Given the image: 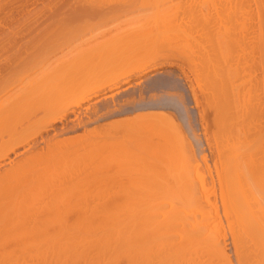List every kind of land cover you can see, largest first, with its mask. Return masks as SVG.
Here are the masks:
<instances>
[{
    "label": "bare ground",
    "instance_id": "1",
    "mask_svg": "<svg viewBox=\"0 0 264 264\" xmlns=\"http://www.w3.org/2000/svg\"><path fill=\"white\" fill-rule=\"evenodd\" d=\"M93 1L98 3V0H93ZM93 1L91 2L89 0L88 4H86L89 6L88 7V13H87L86 17L88 16L89 18H91V19L93 18V20H96V25L99 28H101V26H103V24L105 25L106 22L108 23V21H111V19L115 18L117 20V17L120 14L122 15L123 13H125L127 11H129V13H130L132 8H134V5L132 7V5L129 2H122V4H121V2H119V4L115 3L114 5H112L113 2L111 0V1H109L110 3L106 2V4L107 3L110 4V5L107 4L108 6H106L105 3L103 4V3L99 2V4H103L105 6L104 7L102 6L103 8H100V9H98L99 7L96 6L97 10L95 12H91V11H89L90 10L89 8L92 9V7H94L93 9L94 10L96 9L95 5H93L91 7V3H93ZM154 1L152 0V2H154ZM253 1L259 2V0H236V2L234 1L236 4L231 6V9L234 6H236V10H234V8H233V11L235 13L234 19L236 18V22H235L236 28L234 27V30L236 32L234 30H232V28H233L232 25L230 27L231 31H234L233 34L236 33V35L232 34V37L235 36V37H233V39H232L231 35H228V33L229 34L231 33L229 31L230 28L227 31V33L225 31V29H228L227 28V25L229 24L228 21L225 20V23L226 22L228 23V24L226 23L227 24L226 25V24H223L224 21L221 22L222 20L221 21L219 20L221 22V24L224 25L223 27L225 29L223 27H221V29H224V31H222L221 29H218L216 31H220V30L221 31L215 33V30H214L215 28L213 29V27H215V24H216V27L220 28L217 25L216 21L219 19L218 17L220 15H222V17H220L221 19L223 18V15H224V17H226L227 14H225V13H227V12L222 14V10H224L225 8L220 7L221 10H219L217 8V13H218V11L221 13L218 15V17H217L218 19H216L214 17L215 15L212 16L213 13H205L204 14V11L202 14H201L202 11L199 13L203 16L205 15L204 17L205 18L207 17L208 20L204 19V17H200V15L198 14V20H196L198 23L200 21H204L205 23H211L210 25L213 26L214 22L212 23L210 20L213 17H214V19H216L214 26L213 27L209 26V28L211 27L210 29L214 30V32L212 30H206L207 28L204 26L205 23L203 25H201L202 27L198 24H195V22L191 23V24L194 23L193 27H194V25H197L196 27L198 28V30L200 29V27H201V29L205 27L204 28L205 30L203 29L202 32L200 33L201 35L198 34V35H200L201 39L199 40L197 38L199 40V42L196 44L197 45L199 44L201 46L202 49L199 47L201 49V50L200 49L199 50H200V54L202 56H200L199 54L197 56H200L199 58L205 60V64L209 70V73H208L209 76L212 73L213 74V75L211 74L212 78H213V76H214V78L218 77L215 80V82L217 81L219 83L218 84L216 82V84L218 86L216 88L215 95L216 94L217 95L215 96V99L214 98H212V99H214V101H216V97L219 96V99L221 100V101L217 100L219 103V106H218L217 102H216L217 103V105H216V103L212 102L213 101L212 99H211L212 101L209 100L211 98L210 96H209V99H206V100H208V102L211 101L212 104L213 103L215 104L212 106H214V107L218 106V107H220L219 110H221V113L219 115V116H221L220 117L221 126H220V128L217 129V130L220 129L219 131H220L221 144L219 147V145L217 143V146H218V152L220 151L219 155H221L220 157L222 158V162H223V166H224V169L222 172H221V170L218 171L219 174H222V176H220L221 181L219 180L220 182L219 181L218 182H219V186H220L219 188H221L220 189L221 192L219 194L222 196L219 198L220 199L223 198V202L221 201V203L223 204L222 205L223 210H222V207L216 206V204H219V203H216V201H214V202H215L216 208L217 207L221 208V211H219V212H222L223 215L220 216L221 214L218 212L219 209L217 210L214 206H211L212 204L214 205V202H211L212 198H210L211 196H208L209 194L211 195V193H212V191H210L209 188H207L209 190H206V191H204L205 188H204V190L202 189V191L206 195L208 194L205 197H207L208 199L210 198L209 200L208 199L206 200L207 202H205V200H204L205 198H201V193H192L191 189H193V187H191L190 190L189 189L186 190L185 186L187 185V183H185V182L184 183L186 185L184 184V189L178 188L176 190L173 189V191L169 190V192L171 193V194L168 193L170 195L169 197L167 195V192H165L166 194L163 192L162 195H159V194H161L162 191H159L160 192L159 194L158 193L156 194V191H155L154 192L156 195V196L154 195L155 198L153 197L154 199H152V197L150 196L151 199L153 200V202L151 199L149 200L150 197L146 198L148 201H146V199L144 200V198H142L141 202H140V200H139V202H138V200L136 201V202H138V205H137V203H136V205H133L134 203L131 204V202H129L130 200L128 199L129 201L128 200L127 201L131 205H129V204L126 205L127 203H125L126 206L124 204H123V206H121L122 200H120V199L121 198L124 199L123 198L124 194H122L123 197H121L119 199L120 200V203H119L120 208H118V209H117V207L115 208V205L112 206L114 208H112V207L109 208L107 203L99 204L100 206L95 205V203H94V205L96 207L95 206L93 207V205H92L93 201L91 202V201H88L86 199V202H85L84 195H86V194H84V195L82 194L83 196L80 194L77 195V193H79V192L75 191L73 188H72L73 190H71V189L68 190V187H69L68 184L74 180L72 178H74L80 174H83V172L86 173L85 172L86 170L89 172L91 170L95 172L96 171L95 169H97L99 167L96 166L97 168L93 167V168H95L94 170H93V168L88 170L89 165L88 166H86V165L89 164V162L88 163L86 162L87 164L83 163V159H84V157L82 156L83 154L81 156H79V153H76V146H74L73 144L71 145V142H69V140L66 139L67 137L66 138L64 137L65 139H63V138L59 139L62 136H66L68 134L77 132L78 124H79V121H81V120L79 119L78 124L74 123L73 125H70V124L63 125V127L61 129H60V126L59 127L57 126L58 128H56V124L58 122H64L66 119H68V116L71 113H73L75 116H77L78 114L80 115V113H77V111L80 110V108H82L85 104L90 103L91 100L97 99V97H100L103 95L102 98L97 100V102H99V103L101 101L103 102V100H105V99L109 100L108 102H110L111 101L110 99H114L118 94H121L122 92L130 91L131 89L134 88L133 87L134 84H132V82L135 79L143 77V76H145L149 73H152V72H154L153 77L165 75L166 73H168L170 71H168V70L163 71L162 69L164 67H166V66L168 67L170 65V63H168L170 61L169 58L175 57L177 55H180L181 58H183L184 60H185V58H187V57H185L186 55H184V54H186L185 52L190 51L188 48H191L192 43L189 42L190 43V47H189V44L184 37H180L181 39L179 38V36H181L180 33L179 34L177 33L178 30H177V32L175 31L176 29H178L177 25H176V27H175V25H173L174 26L173 28L171 27L172 25H170V27L172 28V30L174 32L171 31L170 28L169 29L167 28V30L171 31L172 33L178 34L179 36L178 37L176 36L178 38V40H177V38L175 39V37H172V35H175V34L169 33V31L167 32L166 27H165V30H163L164 32L165 31L167 32V33L165 32L166 35H168V34L169 35L172 34V35L167 36V37H166V35H163V33H161L162 27L164 25L163 22L165 21L166 26H168L170 23L167 22L165 19H162L163 17L161 18V14L159 15L160 12L159 13L157 12L158 17L156 18V16H157V15H155L156 11H160L163 8H161L159 6V8H161V9L154 7L153 8L154 10H152L151 9L152 7H151L150 9L152 10V12L154 13V11H155L154 15L156 18V22L155 21L154 22H148V24H150L148 26H150V27L152 26V28L155 27V31H153L154 29L150 30V28L146 25L147 23L145 22L144 25L147 26L148 28L142 27V25H143L142 24L141 27L137 26V28L140 27V29L138 28L140 31L137 28L136 29L132 28L131 30H129L130 35L126 36V35H121L120 33H117L118 36L117 35L115 36V33H114V35H112L114 37H111V38L109 37L108 40H106L107 41L106 46L111 48L112 54L114 53V55H116L115 56L116 58L113 59L116 62L114 63L112 60L113 64L111 63L109 65V68H105V71L102 70V72L99 73V69H104V66L102 65V63H100V64L103 68L100 65H98L99 66L98 67L97 66L98 63L93 64V63H88L85 61H83V62H72V63H68L65 65H61V69H60L61 73H57L58 71H56V73L52 72L53 74L49 75L46 78H43V80L41 79L42 81L40 83L37 82L36 84H38V85L35 84L36 86L34 85V83L31 84L32 81L30 82L31 85L30 84L29 85L30 86L34 85L35 87L32 86L33 89H32L31 94H27L29 96L28 98H31L33 96H35V98H38V99L40 98L39 102L42 105L41 106L39 105L38 108L43 106L41 108V110H39L40 108L39 109L37 108L39 111H41V112H39V114L44 112V115L42 113V115H43L42 117L40 116L37 118V119L41 120V127L37 126L38 129L36 127H35L36 129L34 128V126L36 124V123H34L35 122L34 120L39 122L37 119H35L38 115V114L36 115L35 113H38V110H36L34 108L36 110L35 113H34V110H33V112L30 111L31 113L30 112L28 113V110H26L25 113L27 112V115H28L27 120L26 119L24 120L21 117V116H26V115H22L23 112L21 113L19 111L20 105L23 102L22 97L24 95V98H25L27 95L25 96V94H21L22 97L21 96L20 97L22 98L21 99L22 102L18 96H16V101H15V98L13 97L14 99H13L12 103L9 101L7 103L5 99H3V101H1V102H3V103H1V105L4 104L3 105L4 107L0 108V264H236L234 262V259L231 258V255H229V253L227 252L228 249L226 248V246L228 243L226 244V242L228 241L229 237H231V239H232V243H233V247H234L233 249L235 250V256H237L236 261L238 260L237 264H264V204H263L264 202L261 204V202L258 200L259 203L257 205L255 204L256 202L255 203L253 202L254 206H252L251 205L252 203H250V205L253 208L250 205H248V206L251 209L242 208V207L239 208V206H241V205H238V204L236 205V198L232 197V196L236 195L237 192L239 194L243 189H244V191H242L241 193L246 192L245 188H242L241 191H239L237 188L238 185L237 186L235 185L236 181H238V179H239V176L241 174L244 175L241 172V170L244 167L245 168L247 167V169H248L247 175H249V176L253 175V177H255V178H253V180L251 179L254 182V183L252 182V184H251L252 185V188H250L251 191L255 190L257 192V190H259L264 185V180H263L264 177H262L264 175V161H261V162L258 161V157L260 158V156H261V159H264V124H261V122H260L259 127H257L258 125L254 126L253 122L251 123V121L253 120V117H254V116L253 117L250 116L252 114L249 115L250 119L248 120L249 124H247V125H246V123L248 121L245 123L244 122L245 119L243 121L240 120L241 114L239 115L240 118H238L239 116H237V112L236 113H235V111L233 112V109L231 107L235 106L236 99H237V101H239V98L241 97L240 94L243 93L242 92L243 87H241L242 85H239L240 83L236 84V86L230 87L231 85H229V84H231V83H228V81L231 77L230 74H232V72H233L232 76L238 77V79L241 80V71L243 68L246 69L245 68L246 66L244 67L245 64H248L250 66L247 68L248 71H250L249 68H251V70H253V72L256 69L254 70V69H252V67H254L255 64H257V63H258V66L261 65L262 67H264V57L261 56L262 57L261 61H260V58H259V60H256V59H254L255 57H252V56H255V54H254L255 51H257V53L259 52L258 54H260L261 49H262V52L264 51L263 46H262V43L264 44V42H263L264 41V38H263L264 35L261 33L264 30V29L262 30V28H263L262 24L260 26V27H262L261 31L260 32L258 31L260 33V35H259V34H257V31L254 32V30L256 28L254 29L253 25H251L252 23H250L252 20V18H250V17L252 15L253 16L255 14L257 15V16L255 15L256 20H257V17L260 16V14H262L264 16L263 12L260 13V11H262V7H264V6H261L263 0L262 1L260 0L261 5L260 4L259 5H257V4L252 5L251 3ZM144 2L147 3L148 1L144 0ZM144 2H143V5L145 4ZM149 2H151V0ZM89 3H90V5H89ZM159 3L161 4V2H159ZM155 4H157V3H155ZM167 4H168V2H167ZM63 5H65V4H63ZM218 5H219V3H218ZM48 6H50V5H48ZM83 6H85V4ZM192 6H194V4ZM254 6H256V7L254 8ZM258 6L261 7V10L259 9ZM164 7H166V6H164ZM228 8L229 7L226 6L227 10H224V11H228L229 10ZM164 9H163V11H165V14H166V11H168V9H166V8H164ZM139 10L141 11V9H139ZM193 10H194V8H193ZM76 11H75V14H80L81 16L83 15L80 13V11H79V13H76ZM252 11L255 14H252ZM84 12H86V10ZM189 12H190V10H189ZM228 12H230V11H228ZM139 14L142 15V13H139ZM144 14H145V12H144ZM170 14L168 16V19L170 17ZM206 14H210L209 15L210 17H208V15H206ZM250 14H252V15L249 16ZM124 15H126V14H124ZM194 15H196V14H194ZM230 15L232 17L233 13ZM230 15H227V16H230ZM262 15L260 18H258L259 23H260L259 19L260 20L262 19L264 21V17H262ZM71 16H74V15L72 14ZM159 17L161 18L160 20H162V23L159 22V19H158ZM191 17H192V15H191ZM199 17L202 18V20L199 19ZM245 17H246V19H245ZM119 18H120V16H119ZM150 18L149 17L146 18V21H147V19H149V21L152 20V18L151 19ZM182 18H183V16H182ZM229 18L227 17V19H229ZM241 18L244 19L245 21L248 20L249 22L247 21L248 23H246V22L244 23V21L243 22L241 21L243 23L241 25V24H239V23H241L240 22ZM248 18L251 20H249ZM234 19L232 18L230 21H232ZM114 20H112V21H114ZM144 20H145V18H144ZM223 20H224V18H223ZM141 21H143V19ZM234 21H232L231 24ZM166 22L169 24L167 25ZM220 22H218V23L220 24ZM87 23H88V21H87ZM142 23H144V22H142ZM152 23L153 24L155 23L157 26H155V24L153 25ZM182 23H183V21H182ZM202 23H199V24H202ZM116 24H117V22H116ZM159 24H162L161 28L159 27L160 26ZM90 25H92V24H90ZM178 25H180V24H178ZM249 25L252 26L251 28L254 29V30L252 29L253 33H256L257 35H259L261 41L259 40L258 36H255V37H257L256 39L260 41L261 45H260L259 41H257V40L254 41L255 39L253 40L252 36H249L251 38L248 37V30L247 29L250 27ZM88 26H89V24H88ZM198 26H200V27H198ZM158 27H159V31H156V30H158ZM189 27H190V29L192 28V26H189ZM260 27H259V30H260ZM87 28L89 29V27H87ZM87 28H86V30H87ZM93 29H94V26L92 27V29L90 31H94ZM147 29H149L150 32ZM163 29H164V27H163ZM95 30H96V28H95ZM144 30H146V31H144ZM16 31H18V30H16ZM134 31H139V32H134ZM193 31L195 32V30H193ZM249 31L252 32L251 29ZM249 34H251V33H249ZM195 36L196 35H194V37ZM182 39H185L186 44H188V46L186 47L187 49H185V42H183ZM54 40H53V42H54ZM180 40H181L182 44L184 43L183 44L184 48L181 47L182 44L180 43ZM233 40H234L233 43H236V44H232V46L236 45V48L233 47L232 49H234L235 51L231 50V48H230L231 47L230 43ZM69 41H67V42H69ZM255 42L256 43L258 42V45ZM28 43H29V41H28ZM193 43H194V41H193ZM176 45H177V47H176ZM197 45H196V47H198ZM178 46H180L181 49H179L180 47L178 48ZM194 46H195V44H194ZM17 48H19V47H17ZM259 48H260V51L258 50ZM182 49H185V50H182ZM111 50H110V52H111ZM180 50H182L184 52V54ZM43 51L44 50H42V52ZM179 51L182 53L178 54ZM233 51L235 52L236 56L233 55ZM189 53L191 54V52H189ZM262 54L263 53H261L260 55H262ZM234 56H235V58H233ZM263 56H264V54H263ZM190 57L188 56V58H190ZM257 58H258V56H257ZM159 60H164L165 62H163L161 64H158L159 62L155 63L156 61H159ZM197 61H198V59H197ZM50 62H52V61H50ZM171 62L174 63L173 61H171ZM33 63L35 64L36 62H32V66H33ZM42 63H43L42 65H44V62H42ZM199 63H201V61ZM32 66L30 65L29 69H30V67L32 68ZM94 66H97L95 68L96 70L94 69ZM233 66L235 67V69ZM192 68H194V66ZM192 68H190V69H192ZM26 69H28V68H26ZM26 69L25 70L23 69V70L26 71ZM33 69H34V67H33ZM33 69H32V71H34L36 68L34 70ZM106 69H108V70H106ZM93 70H95L93 72L94 74L97 72L96 75L98 73H99V75H97V77H96V75H94L95 78L93 76H91V79H89L88 81L84 80L89 75V73L93 74V73H91V71H93ZM193 70H195V69H193ZM27 72L28 71H26L24 73L26 74ZM43 72H45V70ZM186 73H188V72L182 73L183 74L182 78H184V80L188 84V82L191 80H189V78H188L189 76H187ZM22 74H23V72H22ZM27 74H30V73H27ZM249 75L247 74V76H249ZM252 75L253 74L251 73V76ZM19 76L22 78L21 74ZM27 77H29V76H26V79H27ZM234 77H232V78H234ZM249 78L252 79V77H249ZM261 78L258 77V81L261 80ZM12 79H13V81L10 78V80L14 83V81H16V80H14V77ZM23 79H25V77ZM243 79H245V78H243ZM37 80L38 79H36V81ZM145 80H143V81H145ZM256 80L257 79H255V81ZM172 81H173V79H172ZM230 81H232V80H230ZM252 81H254V80H252ZM258 81H257V83H258ZM261 81H259V84H261L260 83ZM5 82H7V81H4V84H5ZM33 82H35V81H33ZM7 83L5 85L4 84L3 85L6 86L7 88L9 87L8 90L9 89L12 90L13 84H11L12 88H10L11 87L10 83H8V84ZM22 83H23V81L22 82L20 81V83H19V79H18V83H16V84L19 85ZM160 83L157 84L156 88H152V90L153 89H154L153 91H155V89L158 90L159 87H161L160 85H162L163 87L166 85V83L164 81L161 84ZM233 83H236V82H233ZM247 83H246V85L245 84L244 85L247 86ZM169 84H170V82H168V86H169ZM175 84H176V81H175ZM175 84L173 82L174 86H175ZM249 85H250V83L248 84V86ZM4 86L2 88L6 89V91H7V88H5ZM171 86H172V84H171ZM176 86H178V84ZM166 87H164V90L167 88H170V87H167V88ZM251 87L250 88L248 87V89H249L248 92L252 93L253 91H252ZM2 88H0V92H2ZM171 88H173V86ZM171 88H170V90H171ZM192 88H194V87L192 86ZM136 89H137V87H136ZM194 89H192V91H195L193 93H196L197 91H196V89L195 90ZM244 89H246V88L244 87ZM262 89H260V90H262ZM161 90L163 91L162 88L160 89V91ZM18 91H16V92L18 93ZM257 91L260 94L259 90H257ZM26 92H29V91H25V93ZM248 92H246V94ZM3 93H4V90H3ZM22 93H24V92H22ZM244 93H245V90H244ZM251 93H250V95H251ZM258 93H257V95H258ZM6 94H8V92ZM6 94L5 95L1 94L3 96L0 95V98L2 99V97L6 96ZM146 94H147V92H141V95H139L140 100H141L140 102H137L136 98L132 97V99L127 100V101L122 102V103L115 102L116 104L112 103L111 105L110 104H108L107 106L105 105L106 106V107H104L105 112H103V114L101 113V115L99 114L100 113L99 111H98V113L94 112L95 116L91 115L94 113L89 114V112H86V114L88 113L89 115H91L93 117V118H90L91 119L90 122L93 119V121L91 123H93L94 121H95V123H97L101 120L109 119L113 116H118V115L122 116V115L128 114V113H136V114H134L133 118L130 117L132 120L130 118H129L130 120L129 119L127 120V118H126L124 120H121L120 123L121 122L122 123L123 122L134 123V121H137V122H142V123H146V124L147 123L148 124H150V123L154 124V122L156 120L160 122V118H163L161 120H163L165 123L167 121L164 118H168V120L170 119L169 121H172V122L175 121L174 119L176 117L173 118L174 114L171 116L168 113V111H171V110H169V107L171 106L170 102L167 103L168 104L167 105L165 101H157V100L156 101H151V100L147 101L146 100L147 99ZM197 94L198 93L194 94V97H193L195 100V101L193 100V103L195 102L196 104L198 102V98L196 96ZM207 94H208V92H207ZM255 95L256 94L254 92V96ZM203 96H206V95L203 94ZM236 96H240V97L236 98ZM252 96H253V93H252ZM17 97L19 99H17ZM152 97H153V95H152ZM178 97L180 98V96H178ZM259 97H260V95H259ZM6 98H8V97H6ZM201 98L203 100V97H201ZM242 98H245V96L241 97V99H240L241 104H242ZM204 99H205V97H204ZM252 99H254V98H252ZM255 99H254V101H255ZM174 100H176V99H174ZM245 100L243 101V103L245 102ZM27 101L29 102V100H27ZM34 101H35V99H34ZM114 101H116V100H114ZM251 101H253V100H251ZM257 101L261 102L258 99V97H257ZM32 102L33 101H31V103ZM36 102H38L37 99H36ZM102 102L100 104H102ZM248 102H250V101H248ZM259 102L257 104H259ZM23 103H25V101ZM195 103H194V105H196ZM28 104H30V102ZM171 104H172V102H171ZM220 104H221V106H220ZM241 104H240V106H241ZM257 104H255V105H257ZM23 106H26V104H24ZM246 106H247V104H246ZM249 106H250V104H249ZM98 107H96V108H98ZM237 107H238V105L236 106V108ZM260 107H261V105H260ZM21 108H23V110H24V107L21 106ZM43 108H44V110H43ZM197 108L199 110V107H197ZM250 108L252 109V106H250ZM83 109L85 110L86 108L83 107ZM88 110H90V109L88 108L87 111ZM236 110H238V109H236ZM239 110H240V108H239ZM248 110H249V108H248ZM258 110H259V108H258ZM262 110H263V106H262ZM18 112L20 113L19 117H18ZM201 112L202 111H200V113ZM245 112H246V109H245ZM256 112H260V111H256ZM231 113H232V116H231ZM262 113H264V112H262ZM34 114L36 116L35 118L33 117ZM81 114H83V113H81ZM79 115L77 116V119H78V117L80 118V116H82V115H80V116ZM89 115H88V117H90ZM255 115H259V117H260L259 113L255 114ZM97 116H99V117H97ZM199 116H200L202 122L206 121V119L203 120V118H205L203 113H201V115H199ZM263 116H264V114L262 115V118H263ZM31 117H33L34 120L32 119L31 124H30L29 122H30ZM256 117L258 118V116H256ZM24 118H26V117H24ZM242 119H243V116H242ZM88 120L89 119H87V121ZM117 120H119V119H117ZM239 120L241 122H238ZM256 120H258V119L255 118L254 121H256ZM259 120L261 121L262 119H259ZM234 121H236V122H234ZM72 122H75V120ZM84 122H86V121H84ZM84 122L83 123L81 122L82 125H80V128H81V126L86 127V126L90 125V123L87 125L88 122H86V123H84ZM156 122H155V124H156ZM115 123H117V125H115V127L117 126V128H119V126L122 124L121 123L119 125L118 122H115ZM129 124H131V123H129ZM152 124H150V125H152ZM36 125H38V123ZM122 125H124V124H122ZM202 126H204V125H202ZM120 127H123V126H120ZM124 127H125V125H124ZM164 128H168V127H164ZM204 128L206 129V127H204ZM131 129H133V128H131ZM154 129H156V128H154ZM179 129H178V131H176V132H178V135L180 133ZM50 130L53 131V134L52 135L49 134V137H45L44 133H46ZM170 131H172V130H170ZM38 136L41 138V140L37 141L38 143L36 141H34L36 143L35 144L33 143V145H32L33 139H35ZM168 136H170V135H168ZM181 136H182L181 140L184 141V144H183V142H182V144L184 145L185 148L183 146L182 147L184 149H186V151L184 149H182L183 152L180 150L181 154L184 153L183 156H187V154L190 153V155H192V158H193V156H195V155L191 151H193L194 147H193V149H191L190 146H189V148L186 147L187 145H185V143H187V142L184 140L185 137L183 138L184 134H181ZM155 137H157V136H155ZM178 137H180V135ZM76 138H77L76 136L75 137L71 136L70 140L71 139L74 140L72 143H76L75 142ZM86 138H87V136H86ZM67 142H69L70 144L68 145ZM173 142H174V140H173ZM40 143L41 144L45 143L46 146H44V148L39 149L38 146L40 145ZM87 143H89V142L87 141ZM133 143L129 144V145L135 147V148L132 147L133 149H136V146H134ZM153 143H154L153 145H155V142H153ZM85 144H86V142H85ZM126 144L127 143H125V145ZM138 144H139V142H138ZM96 145H97V143H96ZM129 145H128V147H130ZM66 146L70 147V148L74 146L72 149H75V153L69 154L70 148L68 149L69 150V152H68L64 149V148L67 149ZM155 146H157V143ZM191 146H193V144ZM20 148H22L23 151L21 150V152H20V150H19ZM34 148H35V151L33 152ZM137 148H140V147H137ZM159 148H160V146H159ZM163 148H165V147H163ZM77 149H78V147H77ZM81 149L82 148L78 149L77 151H79ZM124 149H125V147L123 146L122 150L124 151ZM155 149H156V147H155ZM91 150H93V149H91ZM128 150H130V149H128ZM160 150H163L162 145H161ZM31 151H32V153H31ZM71 151L73 152V150H71ZM136 151H137V149H136ZM29 152L32 155L31 154L28 155ZM119 152H120L119 155H122V152L118 151V153ZM26 153H28V154H26ZM82 153H84V152H82ZM125 153L127 155L128 152L126 151ZM176 153H177V151H176ZM216 153H217V151H216ZM20 155L22 158H20ZM23 155H25V156H23ZM119 155H118V157L120 158ZM130 155H128V156H130ZM18 157L20 160L16 161L18 159ZM81 157L83 159H81ZM125 157L124 156L121 157L120 160L125 161L124 160ZM204 157H206V156H204ZM240 157H243V159H241ZM245 157H247L246 161L244 159ZM126 158H128V157H126ZM189 158H190V156H189ZM206 158H205V160H207ZM178 159H177V161H178ZM203 159L204 158H202V160L201 159L200 160L205 161ZM239 159H241V160H239ZM128 160H129V158H128ZM85 161H87V160H85ZM114 161H117V160H114ZM180 162L182 163V161H180ZM121 163H123V162H121ZM186 163L187 164H185V165L189 164L188 161H186ZM240 163H242V165ZM83 165H85V167ZM185 165H183V166L186 167ZM240 166H244V167H240ZM91 167L92 166H90V168ZM3 168H4V170H3ZM101 168H103V167L101 166ZM187 168H189V167H187ZM245 168L242 171L245 172ZM160 169H162V168H159V170ZM184 169H186V168H184ZM184 169H183V172L186 173ZM99 170H101V169H99ZM137 170H141V168H139ZM160 171H162V170H160ZM203 171H201V172H203ZM239 171L241 172V174ZM96 172H98V171H96ZM237 173H239L240 175L238 174L239 176L236 177ZM201 175H202V173H201ZM127 176L129 177V175H127ZM256 176H259V177L257 178ZM78 177H76V179ZM211 177H212V175H211ZM99 178H101V177H99ZM256 178H257V180H256ZM261 178H263V179H261ZM79 179H80V177H79ZM117 180H119V179H117ZM241 180H242V177L240 178L239 182L243 183ZM258 180H263V182L261 181V183H260L261 186L259 185ZM74 181H76V180H74ZM78 181H76V182H78ZM208 182H209V180H208ZM220 183H222V185ZM69 185H72V184L70 183ZM74 186H75V184H74ZM188 186H190V185H188ZM235 186H236V189H235ZM71 187H73V186H71ZM110 187H111V185H110ZM132 187L133 186H131V188ZM242 187H243V185H242ZM258 187H259V189H257ZM188 188H190V187H188ZM201 188H202V186H201ZM85 190H87V189H85ZM179 190L183 191V194ZM211 190H213V189H211ZM236 190H238V191H236ZM79 191L81 193H84L81 190H79ZM187 191H188V193H187ZM208 191H210V192H208ZM219 191L218 190L216 191V189H214L213 193L217 192V194H218ZM172 192H174V193L172 194ZM179 192L182 195L181 199L183 201L181 199H179L181 196ZM206 192H208V193H206ZM258 192H260V191H258ZM121 193H123V190L121 191ZM175 193H176V195L179 193L177 195V196H179V198L178 197L175 198L176 202L173 201V200H175L174 198H172V200L170 198L172 195H173L172 197H174ZM246 193H244L242 195L240 194L241 197L244 196L246 199V197H248V195ZM252 193L253 192H251V194ZM255 194L256 193H254V195ZM87 195H89V193H87ZM91 195H92V193H91ZM213 195H215V193ZM86 196H85V198H86ZM105 196H107V195L105 194ZM159 196H162L163 201L166 199L168 201L170 199L172 205L169 204V202L166 203V201H165V203L163 202L164 205L163 204L161 205L160 201H162V200L160 199L161 197H159ZM133 197H134V195H133ZM156 197H158L160 199V201H158V198L156 199ZM202 197H204V196H202ZM89 198L91 199L92 196ZM163 198H166V199H163ZM177 198H178V200H177ZM134 199H136V198H134ZM142 200L146 201V203L148 202L147 205L144 201L142 202ZM87 201L90 202L91 204L87 203ZM111 201H112V197H111ZM149 201H150V203H149ZM177 201H179V202H177ZM245 201H247V200H245ZM95 202H97V200H95ZM151 202L153 203V205L151 204ZM157 202H158V204H157ZM208 202H211V205ZM140 204H142V205H140ZM168 205H170V206H168ZM218 213H219V215L217 216ZM231 239H229V240H231Z\"/></svg>",
    "mask_w": 264,
    "mask_h": 264
},
{
    "label": "rangeland",
    "instance_id": "2",
    "mask_svg": "<svg viewBox=\"0 0 264 264\" xmlns=\"http://www.w3.org/2000/svg\"><path fill=\"white\" fill-rule=\"evenodd\" d=\"M75 1V2H74ZM88 1L89 0H0V38L2 39H0V88H2L7 82L8 83H10V86H11V84H13L12 86H13V88H12V86L10 87V88H12V90H8V88L6 87V86H4L5 88H7V91H6V89H3L2 88V92H0V95L1 94H3V95H5L7 92H8V94H6V96H4V97H2V99L0 98V105H1V103H3V102H1V101H3V99H5L6 100V102L8 103V101L9 102H11L12 103V101H13V99L15 98V101H16V96H18L19 98H20V100L22 99L23 100V102L25 101V103H23L22 102V100H21V102H22V104L24 105V104H26V106H23L22 104L20 105V112L22 113V115H26V116H21L24 120L26 119L27 120V112L25 113V111L26 110H28V113L30 112V111H32L33 112V110H34V113H35V111L36 110H38L39 108V110H41V108L43 107H39L38 108V106L40 105H42V104H40V98L38 99V98H35V96H33V97H31V98H28L29 96L27 95V94H31V92H32V89H33V87L32 86H34L37 82L38 83H40L42 80H43V78H46V77H48L49 75H51V74H53V73H56V71H58L57 73H61V71H60V69H61V65H65V64H68V63H72V62H83V61H85V62H88V63H93V64H95V63H98L97 64V66L98 65H100L101 66V64L100 63H102V65L104 66V69H99V73L100 72H102V70H104L105 71V68H109V65L112 63V60L113 59H115L116 57V55H114V53L112 54V50H111V48H109V47H107L106 45V40H108V38L110 37H114V36H112V35H114V33H115V36L117 35L118 36V34L117 33H120L121 35H130V31L129 30H131L132 28H137V26H140L141 27V25H142V27H147L148 25H150V24H148V22H156V18L158 17V13H159V15L161 14V18L162 19H165L167 22H169V23H167V25L168 26H166V24H165V21L163 22L164 23V25H163V27H164V29H163V27H162V32L161 33H163V35H166V33L169 31V30H167V28L169 29L170 28V30L171 31H173L172 30V28L174 27L173 25H175V27H176V25L178 26V29H176L175 31L177 32V30H178V34L180 33V35L181 36H179L178 34H175V33H172L171 31H169V33H172V34H175V35H172V34H170V35H172V37H175V39L179 36V38L180 37H184L185 39H186V41L188 42V44H189V47H190V43H192L191 45V48H188L190 51L189 52H191V54L187 51V52H185L186 54H184V52L182 51V50H185V49H187L186 47L188 46V44H186V42H185V39H182V41L183 42H185V49H182V50H180V51H182L183 52V54L184 55H186L185 57H187V58H185V60L183 59V58H181V56L180 55H177V56H175V57H171V58H169V62L168 63H170V65L167 67H164L162 70L163 71H166V70H168V71H170V72H168V73H166L165 75H160V76H157V77H153V75H154V72H152V73H149V74H147V75H145V76H143V77H140V78H138V79H135L133 82H132V84H134V88L133 89H131L130 91H128V92H122L121 94H118L114 99H110L111 101L110 102H108L109 100H107V99H105V100H103V102H102V104H100L99 102H97V100H99L100 98H102L103 97V95L102 96H100V97H97V99H93V100H91L90 101V103H88V104H85L83 107L84 108H86L85 110L83 109V107L82 108H80V110H78L77 111V113H80V115H82V116H80L79 114V116H80V118L78 117V119H77V116H75L73 113H71V114H69V116H68V119H66L64 122H58L57 124H56V128H58L59 126H60V129L63 127V125H66V124H70V125H73L74 123H77L78 124V121H79V119L81 120V121H79V124H78V130H77V132H75V133H71V134H68V135H66V136H62V137H60L59 139H61V138H63V139H65L66 137V139L67 140H69V142H71V145L73 144L74 146H76V153H79V156H81L82 154V156L84 157V159L85 160H87V161H85L82 157H81V159H83V163L84 164H87L88 162H89V164H87L86 166H88L89 167V169L88 170H90V169H92L93 167H95V168H97V167H99V168H97V169H95V168H93V170L95 169L96 171H98V172H94V171H85L86 173H84L83 172V174L85 175H83V174H80V175H78L79 177H80V179H79V177L78 176H76V177H78L77 179H76V177H74V178H72V179H74V180H76V181H78V182H76V181H72V182H70L72 185H69L68 184V190L69 189H71V190H75V191H77V192H79V193H77V195H84V194H86L87 195V193H89V195H84V199H85V202H86V199L88 200V201H93V203H92V205H93V207L95 206V205H98V206H100L99 204H102V203H107V205H108V207L110 208V207H112V206H114L115 205V208L117 207V209L118 208H120V200H122V205L121 206H123V204L125 205V203H127L126 205H128L129 204V202H131V204H133V205H136V203H137V205H138V202H139V200H140V202H141V199L142 198H144V200L146 199V198H149L150 196L152 197V199H154L155 198V191H156V194L158 193H160L159 191H162L161 192V194H159V195H162L163 194V192L165 193V192H167V195H168V197L170 196L168 193H170L169 192V190H172L173 191V189H178V188H183L184 189V184L185 183H187V185L185 186V188H186V190H190L191 189V187H193V189H191L192 190V193H201V198H205L204 200H205V202H207L206 200L208 199L207 197H205V196H207L203 191H202V189L204 190V188H205V190L204 191H206V190H209L210 189V191H212V193H211V195L209 194L208 196H211L210 198H212L211 199V202H214V201H216V203H219V204H216V206H218V207H222V210H223V204L221 203V201L223 202V198L222 199H220L219 197H222L219 193L221 192V188H219L220 186H219V182L221 181V177L220 176H222V174H219L218 173V171H220L221 170V172L223 171V169H224V166H223V162H222V158L220 157L221 155H219V152H218V146H217V143H218V145H219V147H220V144H221V140H220V129L219 130H217L218 128H220V126H221V123H220V117L221 116H219L220 115V113H221V110H219V108L220 107H218L219 106V103H218V101L217 100H220L219 99V96H217L216 97V101H214V99H215V96L217 95H215V91H216V88H217V84H216V82H215V80L218 78V77H216V78H214V76H213V78H212V75L210 74V76H209V70H208V68H207V66H206V64H205V60H203V59H201V58H199L200 56H202L201 54H200V50L202 49L201 48V46L198 44H196V43H198L199 42V40L201 39V37H200V33L202 32V30L206 27L207 29L206 30H212V29H210L209 28V26H212V25H210L211 23H205L204 21H200L199 23H202V24H199L196 20H198V14L201 12V14L203 13V11H204V14L205 13H213V15L212 16H214L216 19H218L217 21L218 22H220L221 20V22H223V24H226L225 23V20L226 21H228V25H227V28L228 29H225L223 26L224 25H222L221 24V22H220V24L216 21V23H217V25L220 27V28H218V27H216V24H215V27H213L214 26V23H215V20L216 19H214V17L210 20L212 23H213V29L215 30V33L216 32H220L221 30L222 31H224V29H225V31H226V33H227V31L229 30V28L231 27V25H232V30H234V27L236 28V18L234 19V11H233V8H234V10H236V6H234L232 9H231V6L232 5H235L236 3V0H153L155 3H157V4H155L154 2H152V0H151V2H149L150 0H146V1H148L147 3L146 2H144V0H112V2H113V4L112 5H114L115 3L116 4H119V2H121V4H122V2H129L131 5H132V7H133V5H134V8H132V10L130 11V13H129V11H127V12H125V13H123L122 15L120 14V15H118V17H117V20L115 19H111V21H108V23L106 22L105 23V25L103 24V26H101V28H99L97 25H96V20H93V18L91 19V18H89L88 16L86 17V15H87V13H88V5H86V4H88ZM91 2L93 1V0H90ZM103 1V2H102ZM109 1H111V0H98V3L97 2H95V1H93V3H91V7L93 6V5H95V10L93 9L94 7H92V9L91 8H89L90 10L89 11H91V12H95L96 10H97V7H99L98 9H100V8H103L105 5L106 6H108L107 4H109L110 2ZM116 1V2H115ZM201 3H200V2ZM218 1V2H217ZM220 1V2H219ZM224 1V2H223ZM226 1V2H225ZM235 1V2H234ZM262 1V0H261ZM260 0H259V2L258 1H256V2H252L251 4L252 5H255V4H257V5H259L260 4V2H261ZM2 2V3H1ZM87 2V3H86ZM99 2H101V3H105V5H103V4H99ZM106 2H109V3H107L106 4ZM141 2V3H140ZM143 2L145 3L144 5H143ZM159 2H161V4L159 3ZM163 2V3H162ZM167 2H168V4H167ZM196 2V3H195ZM198 2V3H197ZM222 2V3H221ZM229 2V3H228ZM234 2V3H233ZM90 3H89V5H90ZM218 3H219V5H218ZM226 3V4H225ZM233 3V4H232ZM63 4H65V5H63ZM73 4V5H72ZM78 4V5H77ZM81 4V5H80ZM85 4V6H83ZM129 4V5H130ZM191 4V5H190ZM194 4V6H192ZM196 4V5H195ZM199 4V5H198ZM212 4V5H211ZM48 5H50V6H48ZM110 5V4H109ZM163 5V6H162ZM189 5V6H188ZM227 7H229L228 9V11H230V12H228V11H224V10H227L226 9V6ZM261 5V4H260ZM58 6V7H57ZM75 6V7H74ZM83 6V7H82ZM97 6V7H96ZM103 6V7H102ZM158 6V7H157ZM159 6L161 7V8H166V9H168V11H166V14H165V11H163V9L162 10H160V11H156V13H155V11H154V13H155V15H157L156 16V18H155V15H154V13L152 12V10H154L153 8L154 7H156V8H158V9H161V8H159ZM164 6H166V7H164ZM200 6V7H199ZM207 8H206V7ZM261 6H264V0L262 1V5ZM87 9H86V8ZM152 7V8H151ZM187 7V8H186ZM194 8V10H193V8ZM220 7H222V8H225L224 10H222V14H224L225 12H227V13H225V14H227V15H230V14H232L233 13V15H232V17H231V15L230 16H227L226 15V17H224V15H223V18H224V20H223V18L221 19L220 17H222V15H220L219 17H218V15L219 14H221L219 11H218V13H217V8L219 9V10H221V8ZM256 6H254V8H255ZM259 7V6H258ZM106 8V7H105ZM104 8V9H105ZM152 10H151V9ZM170 8V9H169ZM253 8V9H254ZM82 9V10H81ZM139 9H141V11L139 10ZM206 9V10H205ZM259 9L261 10V7H259ZM76 11V13H79V11H80V13L81 14H83L82 16L80 15V14H75V11ZM86 10V12H84V11ZM151 10V11H150ZM156 10V9H155ZM165 10V9H164ZM171 10V11H170ZM189 10H190V12H189ZM213 10V11H212ZM259 10V11H260ZM69 12V13H68ZM90 12V13H91ZM144 12H145V14H144ZM164 12V13H163ZM197 12V13H196ZM236 12V11H235ZM261 12H263L264 13V7H262V11H260V13ZM139 13H142V15L141 14H139ZM164 15H163V14ZM173 15H171V14ZM74 15V16H71V15ZM124 14H128L127 16L126 15H124ZM135 14V15H134ZM169 14H170V17H169V19H168V16H169ZM194 14H196V15H194ZM201 14H199L200 15V17H204L203 15H201ZM252 14H255L253 11H252ZM252 14H250L249 16H251ZM141 15V16H140ZM191 15H192V17H191ZM194 15V16H193ZM206 15H208V17H210L209 15L210 14H206ZM256 15V14H255ZM251 16L250 18H252V20L251 19H249V20H251V22L250 23H252L251 25H253V28L255 29H253V28H251L252 26H250L247 30H248V37L249 36H252L253 37V40L254 41H256L257 39V37H255V36H258L259 37V35H260V31H261V28H262V30L264 29V21L261 19H259V21H260V23L258 22V18H260L261 17V15L262 14H260V16L259 17H257V20L255 19L256 18V16ZM76 16V17H75ZM78 16V17H77ZM119 16H120V18H119ZM150 18H152V20H150L149 21V19H147V21H146V18H148V17ZM166 16V17H165ZM179 16V17H178ZM182 16H183V18H182ZM197 18H196V17ZM211 16V17H212ZM236 16V15H235ZM165 17V18H164ZM178 17V18H177ZM195 19H194V18ZM199 17V19H201L202 20V18H200ZM218 17V18H217ZM227 17L229 18V19H227ZM262 17H264L263 15H262ZM119 18V19H118ZM122 18V19H121ZM144 18H145V20H144ZM150 18V19H151ZM160 17L158 18L159 19V22H161L162 23V20H160L161 19ZM195 20H193V19ZM226 18V19H225ZM234 19V20H232V21H234L232 24H231V22L232 21H230L231 19ZM33 19V20H32ZM41 19V20H40ZM143 19V21H141ZM204 19H207V17L205 18L204 17ZM203 19V20H204ZM245 19H246V17H245ZM112 20H114V21H112ZM134 20V21H133ZM208 20V19H207ZM206 20V21H207ZM220 20V21H219ZM26 21V22H25ZM87 21H88V23H87ZM158 21V20H157ZM182 21H183V23H182ZM243 22L244 21V23L246 22V23H248L249 21L248 20H244V19H242L241 18V20H240V22ZM248 21V22H247ZM70 22V23H69ZM76 22V23H75ZM116 22H117V24H116ZM126 22V23H125ZM142 22H144V23H142ZM145 22L147 23L146 25L147 26H145L144 24H145ZM185 22V23H184ZM192 22H195V24H198V25H203L204 23H205V27L204 28H202L201 29V27L200 26H198V27H200V29L198 30V28L196 27L197 25H194V27H193V24H191ZM239 22V21H238ZM239 23V24H243V23ZM35 25H34V24ZM40 23V24H39ZM64 23V24H63ZM94 23V24H93ZM158 23V22H157ZM187 23V24H186ZM80 24V25H79ZM88 24H89V26H88ZM90 24H92V25H90ZM153 24V23H152ZM155 24V23H154ZM153 24V25H154ZM178 24H180V25H178ZM261 24H262V27H260L261 26ZM96 25V26H95ZM109 25V26H108ZM124 25V26H123ZM160 26V28H161V26H162V24H159ZM170 25H172L171 27H170ZM183 25V26H182ZM225 25V26H226ZM240 25V26H241ZM76 26V27H75ZM91 26V27H90ZM94 26V31H90L91 29H92V27ZM135 26V27H134ZM155 26H157L156 24H155ZM189 26H192V28L190 29V27ZM87 27H89V29L87 28ZM140 27H138L139 29H140ZM149 28H150V30H153V31H155V27L154 28H152V26L150 27V26H148ZM147 27V28H148ZM159 27H158V30H156V31H159ZM165 27H166V30H167V32L165 33L163 30H165ZM221 27H223L224 29H221ZM258 27V28H257ZM259 27H260V30H259ZM40 28V29H39ZM86 28H87V30H86ZM95 28H96V30H95ZM99 28V29H98ZM137 28V29H138ZM152 28V29H151ZM181 28V29H180ZM194 28V29H193ZM217 28V29H216ZM113 29V30H112ZM138 29V30H139ZM142 29V28H141ZM175 29V28H174ZM190 29V30H189ZM197 29V30H196ZM218 29H221L220 31H216V30H218ZM251 29V31L252 32H250L249 30ZM254 30V32H256L257 31V34H259V35H257L256 33H253V30ZM258 29V30H257ZM15 30V31H14ZM16 30H18V31H16ZM67 30V31H66ZM148 31H149V29H147ZM192 30V31H191ZM193 30H195V32L193 31ZM205 30V29H204ZM214 30H212L213 32H214ZM11 31V32H10ZM140 31V30H139ZM139 31H134V32H139ZM142 31V30H141ZM144 31H146V30H144ZM231 33L229 34L228 33V35H231V37H232V34H233V32L235 31H231V28H230V30H229ZM259 31V32H258ZM62 32V33H61ZM69 32V33H68ZM74 32V33H73ZM93 32V33H92ZM98 32V33H97ZM150 32V31H149ZM174 32V31H173ZM190 32V33H189ZM236 32V31H235ZM263 32H264V30H263ZM263 32H261L263 35H264V33ZM8 33V34H7ZM12 33V34H11ZM23 33V34H22ZM38 33V34H37ZM67 33V34H66ZM249 33H251V34H249ZM98 34V35H97ZM132 34V33H131ZM184 34V35H183ZM192 34V35H191ZM196 35L195 37H194V35ZM198 34H200V35H198ZM261 34V35H262ZM31 35V36H30ZM93 35V36H92ZM169 34L168 35H166V37L167 36H170ZM186 35V36H185ZM188 35V36H187ZM233 35H236V33H234ZM4 36V37H3ZM11 36V37H10ZM35 36V37H34ZM64 36V37H63ZM91 36V37H90ZM177 36V37H176ZM13 37V38H12ZM16 37V38H15ZM47 37V38H46ZM79 37V38H78ZM97 37V38H96ZM233 37H235V36H233ZM233 37H232V39H233ZM263 37V36H262ZM15 38V39H14ZM26 38V39H25ZM29 40H28V39ZM35 38V39H34ZM38 38V39H37ZM100 38V39H99ZM194 38V39H193ZM199 40H198V39ZM249 38H251V37H249ZM264 38V37H263ZM262 38V39H263ZM55 39V40H54ZM96 39V40H95ZM181 39V38H180ZM231 39V38H230ZM235 39V38H234ZM53 40H54V42H53ZM57 40V41H56ZM70 40V41H69ZM73 40V41H72ZM177 40H178V38H177ZM192 40V41H191ZM259 40L261 41V39H260V37H259ZM259 40H257V41H259ZM15 41V42H14ZM28 41H29V43H28ZM67 41H69V42H67ZM100 41V42H99ZM193 41H194V43H193ZM253 41V42H254ZM260 41H259V43H260ZM263 41V40H262ZM2 42V43H1ZM77 42V43H76ZM179 42V41H178ZM190 42V43H189ZM234 42V40L230 43L231 45V50H234V49H232L233 47H235L236 48V45L235 46H232V44H236V43H233ZM264 42V41H263ZM9 43V44H8ZM180 43H181V40H180ZM256 43V42H255ZM29 44V45H28ZM65 44V45H64ZM182 44V43H181ZM184 44V43H183ZM183 44H182V48H184V46H183ZM194 44H195V46H194ZM257 45H258V42L256 43ZM43 45V46H42ZM105 45V46H104ZM196 45L198 46V47H196ZM260 45H261V43H260ZM51 46V47H50ZM75 46V47H74ZM180 46H178V48L180 47ZM262 46H263V50H264V44L262 43ZM17 47H19V48H17ZM29 47V48H28ZM90 47V48H89ZM176 47H177V45H176ZM181 47L179 48V49H181ZM193 47V48H192ZM201 49H200V48ZM261 47V46H260ZM33 48V49H32ZM61 48V49H60ZM24 49V50H23ZM35 49V50H34ZM70 49V50H69ZM89 49V50H88ZM200 49V50H199ZM40 52H39V51ZM42 50H44L43 52H42ZM64 50V51H63ZM101 50V51H100ZM110 50H111V52H110ZM178 50V49H177ZM259 51H260V48L258 49ZM6 51V52H5ZM95 51V52H94ZM179 51V53L178 54H180V53H182V52H180ZM235 51V50H234ZM233 51V55H235V52ZM59 52V53H58ZM99 52V53H98ZM199 52V53H198ZM57 53V54H56ZM259 53V52H258ZM257 53V51H255V56H252V57H255L254 59H256V60H259V58H260V61H261V58L262 57H264L263 56V54H264V51L262 52V49H261V52H260V54L261 53H263L262 55H260V54H258ZM36 54V55H35ZM54 54V55H53ZM64 54V55H63ZM188 54V55H187ZM200 55V56H197V55ZM232 54V53H231ZM253 54V55H254ZM90 55V56H89ZM96 55V56H95ZM100 55V56H99ZM182 55V54H181ZM89 56V57H88ZM183 56V55H182ZM188 56L190 57V58H188ZM236 56V55H235ZM235 56L233 57V58H235ZM257 56H258V58H257ZM262 56V57H261ZM10 57V58H9ZM27 57V58H26ZM48 57V58H47ZM75 57V58H74ZM101 57V58H100ZM87 58V59H86ZM97 58V59H96ZM232 58V59H233ZM41 59V60H40ZM51 59V60H50ZM55 59V60H54ZM95 59V60H94ZM189 61H188V60ZM197 59H198V61H197ZM200 59V60H199ZM253 59V58H252ZM32 60V61H31ZM43 60V61H42ZM52 61V62H50V61ZM117 60V59H116ZM184 60V61H183ZM171 61H173L174 63H172ZM201 61V63H199ZM32 62H36L35 64L33 63V66H32ZM40 62V63H39ZM42 62H44V65H42L43 63ZM47 62V63H46ZM113 62L115 63L116 61L115 60H113ZM159 62V63H158ZM163 62H165L164 60H159V61H156L155 63H158V64H161V63H163ZM61 63V64H60ZM20 64V65H19ZM37 64V65H36ZM46 64V65H45ZM113 64V63H112ZM178 64V65H177ZM184 64V65H183ZM2 65V66H1ZM32 66V68L30 67V69H29V66ZM39 65V66H38ZM186 65V66H185ZM36 66V67H35ZM97 66H94V69L97 67ZM182 66V67H181ZM194 66V68H192ZM246 66V67H245ZM33 67H34V69H33ZM49 67V68H48ZM99 67V66H98ZM102 67V66H101ZM234 67V66H233ZM244 67L246 68V69H242V71H241V80L240 79H238V77H234V76H232L233 75V72H232V74H230L231 75V77H230V79H229V81H228V83H231V84H229V85H231L230 87H232V86H236V84H239V85H242L241 87H243L242 88V94H240V96L241 97H243V96H245V98H242V104H241V101H240V99H241V97L240 96H236V98H239V101H237V99H236V104L238 105V107L236 108V104H235V106H232L231 108L233 109V112L235 111V113L237 112V116H239L240 114H241V118H240V116L238 117V118H240V120H244V122L246 123L249 119H250V116L251 117H255L256 119H258V120H256V121H254L255 120V118L253 117V120L251 121V123L253 122V125L254 126H256V125H258L257 127H259L260 126V122H261V124H264V116H263V118H262V115L264 114V113H262V112H264V67H262L261 65L260 66H258V63L257 64H255V66L254 67H252V69H256L254 72H253V70H251V68H249V70L250 71H248V67H250L248 64H245L244 65ZM15 68V69H14ZM26 68H28V69H26ZM38 68V69H37ZM42 68V69H41ZM103 68V67H102ZM190 68H192V69H190ZM207 68V69H206ZM3 69V70H2ZM11 69V70H10ZM26 69V71H28L27 73H30V74H25L24 72H26V71H24V70ZM32 69L35 71H32ZM40 69V70H39ZM98 69V68H97ZM186 69V70H185ZM193 69H195V70H193ZM234 69H235V67H234ZM45 70V72H43ZM96 70V69H95ZM95 70H93V71H91V73H93ZM106 70H108V69H106ZM184 70V71H183ZM2 71V72H1ZM8 72V73H7ZM12 72V73H11ZM22 72H23V74H22ZM41 72V73H40ZM53 72V73H52ZM183 72H188V73H186V75L187 76H189L188 78H189V80H191V81H189L188 82V84L186 83V81L184 80V78H182L183 77ZM43 73V74H42ZM97 73V72H96ZM96 73L94 74H90L89 73V75L84 79V80H89V79H91V76H93L94 77V75H96ZM99 73L97 74V75H99ZM251 73L253 74L252 76H251ZM21 74V76H22V78L19 76ZM246 76H245V75ZM247 74L249 75V76H247ZM263 74V75H262ZM43 75V76H42ZM97 75H96V77H97ZM215 75V74H214ZM244 75V76H243ZM26 76H29V77H27V79H26ZM152 76V77H151ZM5 77V78H4ZM14 77V80H16V81H14V83L12 82L13 81V78ZM25 77V79H23ZM31 77V78H30ZM89 77V78H88ZM191 77V78H190ZM232 77H234V78H232ZM249 77H252V79L251 78H249ZM255 77V78H254ZM257 77V78H256ZM258 77L259 78H261V80H259V81H261L260 83L261 84H259V81H258ZM10 78H11V80H10ZM29 78V79H28ZM33 78V79H32ZM38 79L37 81H36V79ZM95 78V77H94ZM243 78H245V79H243ZM18 79H19V83H20V81L22 82L23 81V83L22 84H16V83H18ZM42 79V80H41ZM146 79V80H145ZM148 79V80H147ZM171 79V80H170ZM172 79H173V81H172ZM243 79V80H242ZM255 79H257L256 81H255ZM11 82H10V81ZM26 80V81H25ZM30 80V81H29ZM143 80H145V81H143ZM168 80V81H167ZM230 80H232V81H230ZM235 80V81H234ZM237 80V81H236ZM239 80V81H238ZM247 80V81H246ZM251 80V81H250ZM252 80H254V81H252ZM4 81H7V82H5V84H4ZM25 81V82H24ZM32 81V82H31ZM33 81H35V82H33ZM165 82L166 83V85L164 86V87H172L173 86V88H171V90H170V88H167V89H165L164 90V87L162 86V85H160L161 87H159V89L157 90V89H155V91H153L152 90V88H156L157 87V84H159L160 82L162 83V82ZM175 81H176V84H175ZM250 81V82H249ZM257 81H258V83H257ZM16 82V83H15ZM30 82H31V84H33L34 83V85H32V86H30L31 84H30ZM135 82V83H134ZM142 82V83H141ZM168 82H170V84H169V86H168ZM173 82H174V84H175V86L178 84V86H174L173 85ZM192 82V83H191ZM233 82H236V83H233ZM238 82V83H237ZM244 82V83H243ZM248 82V83H247ZM253 82V83H252ZM7 83V84H8ZM160 83V84H161ZM218 83V82H217ZM233 83V84H232ZM246 83H247V86H245L246 85ZM250 83V85L248 86V84ZM256 83V84H255ZM4 84V85H3ZM16 84V85H15ZM27 84V85H26ZM30 84V85H29ZM155 84V85H154ZM171 84H172V86H171ZM219 84V83H218ZM245 84V85H244ZM253 84V85H252ZM255 84V85H254ZM21 85V86H20ZM23 85V86H22ZM25 85V86H24ZM36 85H38V84H36ZM35 85V86H36ZM137 85V86H136ZM191 85V86H190ZM205 85V86H204ZM244 85V86H243ZM258 85V86H257ZM261 85V86H260ZM15 86V87H14ZM29 86V87H28ZM34 86V87H35ZM139 86V87H138ZM154 86V87H153ZM192 86L196 89V93H198L196 96H197V98H198V102H197V104L196 105H194V103H193V100H194V94H196V93H193V92H195V91H192V89H194V88H192ZM252 86V87H251ZM255 86V87H254ZM257 86V87H256ZM260 86V87H259ZM21 89H20V88ZM136 87H137V89H136ZM244 87L247 89H244ZM248 87L250 88L251 87V89H252V93H253V96H252V93L251 92H248ZM254 87V88H253ZM26 90H25V89ZM163 89V91L161 90L160 91V89ZM177 88V89H176ZM256 88V89H255ZM262 89V90H260V89ZM16 89V90H15ZM135 89V90H134ZM176 89V90H175ZM191 89V90H190ZM194 89V90H195ZM254 89V90H253ZM3 90H4V93H3ZM20 92H19V91ZM29 91V92H26L25 93V91ZM157 90V91H156ZM170 90V91H169ZM205 90V91H204ZM244 90H245V93H244ZM257 90H259V92H260V94L258 93V91ZM16 91H18V93L16 92ZM10 92V93H9ZM12 92V93H11ZM15 92V93H14ZM22 92H24V93H22ZM141 92H147V94H146V100L147 101H165L166 102V104L167 103H169L170 102V107H169V110H171V111H168V113L172 116L173 114V118L174 117H176L174 120V122H172V121H169L168 120V118H164V119H166V121L168 122H164L163 120H161V119H163V118H160V122L159 121H155L156 122V124H155V122H154V124H152V123H150V124H152V125H150V124H146V123H142V122H137V121H134V123H132V122H129V123H131V124H129V123H125V122H121L122 124H124L125 125V127H124V125H122L121 123H120V121L121 120H124V119H126L127 118V120L130 118V117H132L133 118V116H134V114H136V113H128V114H124V115H122V116H120V115H118V116H113V117H111V118H109V119H105V120H101V121H99V122H97V123H95V121L93 122V123H91L92 121H93V119H92V121L90 122V118H93L92 116L94 115L95 116V113L94 112H96V113H98V111L100 112L99 114L101 115V113L103 114V112H105L104 111V107H106L108 104H114L115 102H117V103H122V102H125V101H127V100H130V99H132V97L133 98H136V100H137V102H140L141 100H140V96L139 95H141ZM150 92V93H149ZM207 92H208V94H207ZM212 92V93H211ZM246 92H248L247 94H246ZM254 92H255V96H254ZM206 93V94H205ZM250 93H251V95H250ZM257 93H258V95H257ZM21 94H25V98H24V95H23V97L21 96ZM171 94V95H170ZM175 94V95H174ZM203 94L204 95H206V96H203ZM211 94V95H210ZM249 94V95H248ZM3 95H1V96H3ZM152 95H153V97H152ZM247 95V96H246ZM259 95H260V97H259ZM10 96V97H9ZM12 96V97H11ZM22 98H21V97ZM170 96V97H169ZM174 96V97H173ZM178 96H180V98L178 97ZM209 96L211 97L210 99H209ZM6 97H8V98H6ZM14 97V98H13ZM17 97V99H19ZM201 97H203V100H202V98ZM204 97H205V99H204ZM249 97V98H248ZM257 97H258V99L261 101V102H259V101H257ZM11 98V99H10ZM172 98V99H171ZM212 98H214V99H212ZM248 98V99H247ZM251 98V99H250ZM252 98H256L255 99V101H254V99H252ZM8 99V100H7ZM26 99V100H25ZM34 99H35V101H34ZM36 99H37V101L39 102H36ZM160 99V100H159ZM163 99V100H162ZM174 99H176V100H174ZM206 99H209V100H211L212 102H214V103H218V106H212V105H215L214 103L212 104V102L210 103V102H208V100H206ZM246 99V100H245ZM27 100H29V102H30V104H28L29 102L27 101ZM114 100H116V101H114ZM171 100V101H170ZM245 100V102L243 103V101ZM251 100H253V101H251ZM19 101V100H18ZM31 101H33L32 103H31ZM174 101V102H173ZM182 101V102H181ZM195 101V100H194ZM221 101V100H220ZM248 101H250V102H248ZM28 102V103H27ZM37 104H36V103ZM94 102V103H93ZM171 102H172V104H171ZM208 102V103H207ZM240 102V103H239ZM253 104H252V103ZM259 102V104H257ZM42 103V102H41ZM98 103V104H97ZM107 103V104H106ZM211 105H210V104ZM217 103H216V105H217ZM221 103V102H220ZM250 104V106H252V109L250 108V106H249V104ZM28 104V105H27ZM94 106H93V105ZM97 104V105H96ZM116 104V103H115ZM176 104V105H175ZM222 104V103H221ZM221 104H220V106H221ZM240 104H241V106H240ZM245 106H244V105ZM246 104H247V106H246ZM252 104V105H251ZM255 104H257V105H255ZM263 104V105H262ZM4 105V104H3ZM3 105H1L0 106V108L1 107H4ZM92 105V106H91ZM106 105V106H105ZM168 105V104H167ZM254 105V106H253ZM260 105H261V107H260ZM21 106L22 107H24V110H23V108H21ZM36 106V107H35ZM86 106V107H85ZM90 106V107H89ZM98 107V108H96V107ZM174 106V107H173ZM249 106V107H248ZM262 106H263V110H262ZM197 107H199V110H198V108ZM234 107V108H233ZM242 107V108H241ZM246 109V112H245V109ZM36 110H35V109ZM38 108V109H37ZM90 109V110H88L87 111V109ZM100 108V109H99ZM239 108H240V110H239ZM248 108H249V110H248ZM258 108H259V110H258ZM23 111H22V110ZM31 109V110H30ZM82 109V110H81ZM236 109H238V110H236ZM251 109V110H250ZM38 110V113H35L36 115H37V117L35 116V114H34V118L35 119H37L38 117H42L43 115H44V112H42L43 113V115H42V113H40L39 114V112H41V111H39ZM43 110H44V108H43ZM85 113H84V112ZM200 111H202L201 113H203V115H204V117L205 118H203V120H205L206 119V121L208 122H206V121H204V122H202L201 121V118H200V116L199 115H201V113H200ZM204 111V112H203ZM239 111V112H238ZM249 111V112H248ZM256 111H260V112H256ZM262 111V112H261ZM86 112H89V114L90 113H94V114H91V115H89L88 113L86 114ZM241 112V113H240ZM252 112V113H251ZM31 113V112H30ZM81 113H83V114H81ZM172 113V114H171ZM248 113V114H247ZM260 114V117H259V115H255V114ZM19 112H18V117H19ZM98 114V115H99ZM131 114V115H130ZM250 114H252V115H250ZM30 115V114H29ZM88 115L90 116V117H88ZM97 115V114H96ZM206 115V116H205ZM250 115V116H249ZM31 116V115H30ZM231 116H232V113H231ZM242 116H243V119H242ZM256 116H258V118L256 117ZM20 117V118H21ZM24 117H26V118H24ZM33 117H31V119H30V124H31V121H32V119L34 120V118ZM97 117H99V116H97ZM19 118V119H20ZM29 118V117H28ZM76 118V119H75ZM248 118V119H247ZM18 119V120H19ZM84 121H86V122H88L87 123V125L90 123V125H88V126H86V127H84V126H81V128H80V125H82V123L84 122ZM87 119H89L88 121H87ZM117 119H119V120H117ZM131 119V118H130ZM129 119V120H130ZM259 119H262L261 121L259 120ZM22 120V119H21ZM20 120V121H21ZM39 122H37L36 120H34L35 122L34 123H38V125H36L35 124V126H34V128L36 127L37 129H38V127H41V120H39V119H37ZM75 120V122H72V121H74ZM132 120V119H131ZM159 120V119H158ZM200 120V121H199ZM218 120V121H217ZM238 121V122H241V121ZM113 121V122H112ZM259 121V122H258ZM23 122V121H22ZM21 122V123H22ZM26 122V121H25ZM24 122V123H25ZM82 122V123H81ZM86 122H84V123H86ZM115 122H118V124L120 125V126H123V127H120L119 126V128H117V126L115 127V125H117V123H115ZM160 124H159V123ZM234 122H236V121H234ZM233 122V123H234ZM256 122V123H255ZM40 123V124H39ZM170 123V124H169ZM204 123V124H203ZM258 123V124H257ZM128 124V125H127ZM139 124V125H138ZM172 124V125H171ZM182 124V125H181ZM216 124V125H215ZM247 124H249V121L246 123V125ZM62 125V126H61ZM114 127H112V126ZM160 125V126H159ZM202 125H204V126H202ZM38 126V127H37ZM58 126V127H57ZM127 126V127H126ZM172 126V127H171ZM180 126V127H179ZM83 127V128H82ZM160 127V128H159ZM164 127H168V128H164ZM177 129H175V128ZM204 127H206V129L204 128ZM208 127V128H207ZM33 128V129H34ZM35 128V129H36ZM121 128V129H120ZM131 128H133V129H131ZM154 128H156V129H154ZM180 128V129H179ZM32 129V130H33ZM115 129V130H114ZM169 129V130H168ZM178 129H179V135H180V137H178L179 135H178V132H176V131H178ZM90 130V131H89ZM125 130V131H124ZM170 130H172V131H170ZM206 130V131H205ZM97 131V132H96ZM162 131V132H161ZM166 131V132H165ZM174 131V132H173ZM183 131V132H182ZM92 134H91V133ZM102 134H100V133ZM127 132V133H126ZM160 132V133H159ZM206 132V133H205ZM209 132V133H208ZM212 132V133H211ZM257 132V131H256ZM48 133V134H47ZM123 133V134H122ZM163 133V134H162ZM46 134V135H45ZM49 134L50 135H52L53 134V131L52 130H50V131H48V132H46V133H44V136L45 137H49ZM79 134V135H78ZM104 134V135H103ZM181 134H184V136H183V138H184V140L187 142V143H185V145H187L186 147H188L189 148V146H190V148L191 149H193V147H194V149H193V151H191V152H193L194 153V155L196 156H193V158H192V155H190V153H186L187 154V156H183L184 155V153H182L181 154V152H180V150L183 152V150L182 149H184L185 147H184V141H182L181 140ZM206 134V135H205ZM78 138H76L75 139V142L76 143H72L74 140H70V138H71V136L72 137H75V136ZM78 135V136H77ZM116 135V136H115ZM168 135H170V136H168ZM82 136V137H81ZM86 136H87V138H86ZM131 136V137H130ZM155 136H157V137H155ZM65 137V138H64ZM173 137V138H172ZM69 138V139H68ZM82 138V139H81ZM106 139V140H105ZM143 139V140H142ZM213 139V140H212ZM41 140V138L38 136V137H36L35 139H33V141H32V145H33V143L35 144L37 141H40ZM84 140V141H83ZM86 140V141H85ZM113 140V141H112ZM173 140H174V142H173ZM34 141H36V142H34ZM87 141L89 142V143H87ZM134 143H133V142ZM143 141V142H142ZM145 141V142H144ZM168 141V142H167ZM69 142H67V144L69 145L70 143ZM80 142V143H79ZM85 142H86V144H85ZM110 142V143H109ZM130 142V143H129ZM138 142H139V144H138ZM142 142V143H141ZM153 142H155V145H156V143H157V146H155V145H153L154 143ZM159 142V143H158ZM182 142H183V144H182ZM38 143V142H37ZM78 143V144H77ZM96 143H97V145H96ZM125 143H127L126 145H125ZM134 144V146H136V149H137V151H136V149H133V148H135V147H133V146H130L129 144ZM210 143V144H209ZM66 144V145H67ZM90 144V145H89ZM113 144V145H112ZM147 144V145H146ZM150 144V145H149ZM162 145V149L163 150H160V148H161V145ZM165 144V145H164ZM189 144V145H188ZM193 144V146H191ZM41 145V146H40ZM40 145L38 146V148L40 149V148H44V146H46L45 145V143L43 144H41L40 143ZM43 145V146H42ZM70 145V146H71ZM85 145V146H84ZM89 145V146H88ZM106 145V146H105ZM110 145V146H109ZM128 145L130 146V147H128ZM138 145V146H137ZM140 145V146H139ZM142 145V146H141ZM152 145V146H151ZM73 146V147H74ZM99 146V147H98ZM115 146V147H114ZM120 148H119V147ZM123 146L125 147V149H124V151L122 150V148H123ZM159 146H160V148H159ZM179 146V147H178ZM184 148H183V147ZM67 147V146H66ZM73 147H67V149L66 148H64L66 151H68L69 152V150H70V152H69V154L71 153H75V149H72ZM77 147H78V149H80V148H82L81 150H79V151H77L78 149H77ZM122 147V148H121ZM133 147V148H132ZM137 147H140V148H137ZM155 147H156V149H155ZM163 147H165V148H163ZM70 148V149H69ZM97 148V149H96ZM158 148V149H157ZM187 148V149H188ZM216 148V149H215ZM37 149V148H36ZM63 149V150H64ZM69 149V150H68ZM90 149V150H89ZM91 149H93V150H91ZM96 149V150H95ZM119 149V150H118ZM121 149V150H120ZM128 149H130V150H128ZM169 149V150H168ZM175 149V150H174ZM20 150V152H21V150L23 151V149L22 148H20L19 149ZM33 150V149H32ZM71 150H73V152L71 151ZM86 150V151H85ZM89 150V151H88ZM100 150V151H99ZM135 150V151H134ZM185 151H186V149H184ZM35 151V148H34V150H33V152ZM118 151H121L122 152V155L125 157H128L129 158V160H128V158H124V160L125 161H122V160H120V158L121 157H123L122 155H119L120 154V152L118 153ZM128 152L127 153V155H126V153L125 152ZM176 151H177V153H176ZM196 151V152H195ZM201 151V152H200ZM216 151H217V153H216ZM67 152V153H68ZM82 152H84V153H82ZM130 152V153H129ZM31 153H32V151H31ZM30 152H29V154L28 153H26V154H28V155H30L31 154ZM87 153V154H86ZM125 153V154H124ZM25 154V155H26ZM131 154V155H130ZM173 154V155H172ZM218 154V155H217ZM25 155H23V156H25ZM32 155V154H31ZM90 157H89V156ZM118 155L120 156V158L118 157ZM128 155H130V156H128ZM190 156V158H189V156ZM89 158H88V157ZM182 156V157H181ZM204 156H206V157H204ZM219 157V158H218ZM20 158H22L21 157V155H20ZM93 158V159H92ZM179 158V159H178ZM202 158H204L203 160H205V158L207 159V160H205V161H201L202 160ZM217 158V159H216ZM224 158V157H223ZM241 159H243V157H240ZM246 158L247 157H245L244 159H245V161H246ZM257 158V157H256ZM17 159V158H16ZM101 159V160H100ZM119 159V160H118ZM123 159V158H122ZM158 159V160H157ZM177 159H178V161H177ZM201 159V160H200ZM241 159H239V160H241ZM18 160H20L19 159V157H18V159L16 160V161H18ZM97 160V161H96ZM110 160V161H109ZM114 160H117V161H114ZM143 160V161H142ZM173 160V161H172ZM182 161V163L180 162V161ZM127 161V162H126ZM185 161V162H184ZM186 161H188V165H185V164H187L186 163ZM258 161H264V159H261V156H260V158L258 157ZM87 162V163H86ZM121 162H123V163H121ZM167 162V163H166ZM240 162V161H239ZM242 162V161H241ZM95 163V164H94ZM97 163V164H96ZM115 163V164H114ZM174 163V164H173ZM181 163V164H180ZM202 163V164H201ZM204 163V164H203ZM206 163V164H205ZM92 164V165H91ZM173 164V165H172ZM201 164V165H200ZM241 165H242V163H240ZM99 165V166H98ZM122 165V166H121ZM175 165V166H174ZM183 165H185L186 167H184ZM209 165V166H208ZM84 167H85V165H83ZM90 166H92L91 168H90ZM97 166V167H96ZM101 166L104 168H101ZM121 166V167H120ZM179 166V167H178ZM183 166V167H182ZM195 166V167H194ZM205 166V167H204ZM119 167V168H118ZM123 167V168H122ZM175 167V168H174ZM187 167H189V168H187ZM208 167V168H207ZM240 167H244V166H240ZM5 168V167H4ZM4 168H3V170H4ZM87 168V167H86ZM139 168H141V170H137V169H139ZM159 168H162V169H160V170H162V171H160L159 170ZM184 168H186V169H184ZM207 168V169H206ZM245 168V167H244ZM243 168V169H244ZM99 169H101V170H99ZM130 169V170H129ZM183 169L185 170V172L186 173H184L183 172ZM202 169V170H201ZM209 169V170H208ZM219 169V170H218ZM241 169V168H240ZM239 169V170H240ZM242 169V170H243ZM109 170V171H108ZM129 170V171H128ZM157 170V171H156ZM182 170V171H181ZM197 170V171H196ZM204 170V171H203ZM206 170V171H205ZM216 170V171H215ZM241 170V172L244 174V175H242L241 174V172H240V174L242 175H240L239 173H237L236 174V177L237 176H239V179H238V181H236V186L238 185V190L239 191H241V189L242 188H245V191L247 192H244V193H246L247 195H248V197H246V199H245V197L244 196H242L241 197V195L242 194H244V193H241L242 191H244V189L238 194V192L236 193V195H234V196H232L233 198H236V205L238 204V205H241V206H239V208L240 207H242V208H247V209H251L248 205H250V203H252L251 205L252 206H254L253 204L255 203L256 205L259 203V201L261 202V204L264 202V185L259 189V187L257 188V189H259V190H257V192L255 191H251V189L250 188H252V180H253V178H255V177H253V175L252 176H249V175H247L248 173H247V167L245 168V172L244 171H242ZM104 171V172H103ZM115 171V172H114ZM128 171V172H127ZM201 171H203V172H201ZM205 172V173H204ZM220 172V173H221ZM92 173V174H91ZM110 173V174H109ZM135 173V174H134ZM174 173V174H173ZM201 173H202V175H201ZM208 173V174H207ZM129 175V177L127 176V175ZM184 176H183V175ZM196 174V175H195ZM205 174V175H204ZM239 174V175H238ZM100 175V176H99ZM109 175V176H108ZM181 175V176H180ZM207 175V176H206ZM211 175H212V177H211ZM217 175V176H216ZM260 175V174H259ZM204 176V177H203ZM261 176V175H260ZM99 177H101V178H99ZM121 177V178H120ZM134 177V178H133ZM207 177V178H206ZM242 177V182L243 183H241V182H239L240 181V178ZM252 177V178H251ZM257 178L259 177V176H256ZM262 177H264V175L262 176ZM195 178V179H194ZM257 178H256V180H257ZM89 179V180H88ZM94 179V180H93ZM117 179H119V180H117ZM126 179V180H125ZM185 179V180H184ZM202 179V180H201ZM206 179V180H205ZM216 179V180H215ZM236 179V180H237ZM252 179V180H251ZM261 179H263V178H261ZM86 180V181H85ZM196 180V181H195ZM208 180H209V182H208ZM220 180V181H219ZM264 180V179H263ZM263 180H258V182H259V185H260V183H261V181L263 182ZM108 181V182H107ZM112 181V182H111ZM116 181V182H115ZM187 181V182H186ZM213 181V182H212ZM219 181V182H218ZM255 181V180H254ZM75 182V183H74ZM138 182V183H137ZM185 182V183H184ZM86 183V184H85ZM181 183V184H180ZM214 183V184H213ZM254 183V182H253ZM74 184H75V186H74ZM77 184V185H76ZM127 184V185H126ZM138 184V185H137ZM183 184V185H182ZM202 184V185H201ZM210 184V185H209ZM221 185H222V183H220ZM256 184V183H255ZM258 184V183H257ZM263 184V183H262ZM110 185H111V187H110ZM188 185H190V186H188ZM242 185H243V187H242ZM71 186H73V187H71ZM85 186V187H84ZM131 186H133L132 188H131ZM140 186V187H139ZM201 186H202V188H201ZM210 186V187H209ZM213 188H212V187ZM236 186H235V189H236ZM261 186V185H260ZM114 187V188H113ZM130 187V188H129ZM188 187H190V188H188ZM222 187V186H221ZM73 188V189H72ZM79 188V189H78ZM207 188H209V189H207ZM85 189H87V190H85ZM211 189H213V190H211ZM214 189H216V191L218 190H220L219 192H218V194H217V192H214L215 193V195H213L214 193H213V191H214ZM79 190H81L82 192H84V193H81ZM112 190V191H111ZM123 190V193H121V191ZM201 190V191H200ZM238 190H236V191H238ZM110 191V192H109ZM180 191V190H179ZM210 191H208V192H210ZM258 191H260V192H258ZM114 192V193H113ZM180 192H182V194H183V191H180ZM179 192V193H180ZM185 192V191H184ZM190 192V191H189ZM203 192V193H202ZM208 192H206V193H208ZM251 192H253L252 194H251ZM91 193H92V195H91ZM121 193V194H120ZM134 193V194H133ZM174 192H172V194H173ZM178 193V194H179ZM187 193H188V191H187ZM250 193V194H249ZM254 193H256L255 195H254ZM76 194V193H75ZM105 194L107 195V196H105ZM115 194V195H114ZM122 194H124V197L122 196ZM134 195V197H133V195ZM166 194V193H165ZM164 194V195H165ZM171 194V193H170ZM177 194V195H178ZM186 194V193H185ZM205 194V195H204ZM217 194V195H216ZM241 194V195H240ZM82 195V196H83ZM153 195V196H152ZM155 195V196H154ZM176 195V193L174 194V197H170L171 198V200H172V198H176V197H178L179 198V196H175ZM180 195H181V193H180ZM240 195V196H239ZM85 196H86V198H85ZM92 196V198L90 199L89 197H91ZM166 196V195H165ZM185 196V195H184ZM202 196H204V197H202ZM216 196V197H215ZM246 196V195H245ZM259 196V197H258ZM111 197H112V201H111ZM117 197V198H116ZM121 197H123L124 199H122ZM151 197L149 198V200L151 199ZM154 197V198H153ZM159 197H161L160 199L162 200V196H159ZM181 197H182V195L180 196V198L179 199H181ZM103 198V199H102ZM121 198V199H120ZM134 198H136V199H134ZM158 197H156V199H157ZM167 198V197H166ZM166 198H163V199H166ZM178 198H177V200H178ZM209 198V199H210ZM97 200V202H95V200ZM105 199V200H104ZM120 199V200H119ZM130 201H129V200ZM151 199V200H152ZM160 199L158 198V201H160ZM169 199V198H168ZM208 199V200H209ZM215 199V200H214ZM115 200V201H114ZM129 202H128V201ZM138 200V202H136ZM144 200H142V202L144 201ZM170 200V199H169ZM167 201V199L166 200H162V201H160L159 203L162 205L163 204V202L165 203V201H166V203H168L169 202V204H171V200L170 201ZM182 200V199H181ZM213 200V201H212ZM245 200H247V201H245ZM249 200V201H248ZM259 200V201H258ZM262 200V201H261ZM87 201V203H90V202H88ZM127 201V202H126ZM146 201H148L147 199H146ZM146 201H144L145 203H146ZM173 201H175L176 202V199L175 200H173ZM183 201V200H182ZM220 201V202H219ZM258 201V202H257ZM152 202H153V200H152ZM151 202V204L153 205V203ZM174 202V203H175ZM177 202H179V201H177ZM211 202H208L210 205H211ZM254 202V203H253ZM94 203H95V205H94ZM148 203V202H147ZM147 203H146V205H147ZM149 203H150V201H149ZM91 204V203H90ZM89 204V205H90ZM131 204H129V205H131ZM150 204V205H151ZM157 204H158V202H157ZM180 204V203H179ZM264 204V203H263ZM91 205V206H92ZM125 205V206H126ZM140 205H142V204H140ZM145 205V204H144ZM164 205V204H163ZM167 205V204H166ZM172 205V204H171ZM221 205V206H220ZM250 205V206H251ZM168 206H170V205H168ZM211 206H214L215 207V202H214V205L212 204ZM251 206V207H252ZM96 207V206H95ZM216 208L217 210H218V212L219 211H221V208ZM112 208H114V207H112ZM253 208V207H252ZM221 215L220 216H222L223 215V213L222 212H219ZM219 213L217 214V216L219 215ZM240 232V231H239ZM229 239H231V237H229L228 238V241L226 242V244H227V246H226V248L228 249L227 250V252L229 253V255H231V258L232 259H234V262L237 264V262H238V260L236 261V257L237 256H235V250L233 249L234 247H233V243H232V239L231 240H229ZM237 255V254H236Z\"/></svg>",
    "mask_w": 264,
    "mask_h": 264
}]
</instances>
